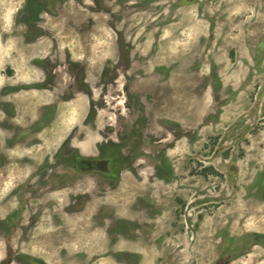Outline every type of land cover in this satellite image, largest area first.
Segmentation results:
<instances>
[{
  "label": "rangeland",
  "instance_id": "rangeland-1",
  "mask_svg": "<svg viewBox=\"0 0 264 264\" xmlns=\"http://www.w3.org/2000/svg\"><path fill=\"white\" fill-rule=\"evenodd\" d=\"M4 120L0 264H264V0H0Z\"/></svg>",
  "mask_w": 264,
  "mask_h": 264
},
{
  "label": "flooded vegetation",
  "instance_id": "flooded-vegetation-1",
  "mask_svg": "<svg viewBox=\"0 0 264 264\" xmlns=\"http://www.w3.org/2000/svg\"><path fill=\"white\" fill-rule=\"evenodd\" d=\"M37 29L41 30V28H37ZM109 91L110 93H112L113 87H110ZM47 120H50V118H48ZM0 129H3L8 132L7 137L4 138V141L0 144V166L6 167L7 165L13 162L20 163L21 162L20 160H14L13 158H11V156L8 154V150H12L13 148L20 145L22 137H27L28 135L35 137L36 132H37L36 123H34L33 126H31L29 130L27 131V130H22L20 125L16 123H9L8 120H4L0 122ZM32 142L33 144H36V139H34ZM108 146H110L109 143H108ZM106 151H109L107 146H104V148L99 146V154L97 157H94V156H88L87 154H84L83 150L79 148L72 149L70 152H68L67 155H69V157H71V160H73L74 162V164L72 165V167H74V169L72 170L73 173L69 170H65V172H68V173L71 172L72 174L65 175V182L56 184V187L57 186L63 187L64 185L66 186L69 184H74L76 182H85V180L88 178H93L95 180V184L97 185V187L104 186L107 188V187L115 186L116 178H117L116 170H114L115 167H112L114 169L111 168L112 162L110 161V158H109L110 156H112L113 152L109 151V154H108V152ZM102 157H106V160ZM23 161L29 162L27 160H23ZM47 162L48 160H46L45 163ZM22 184L23 186L21 187H24V188H32L34 185H38L39 187L43 188V187H47V185H49L50 182L48 181L37 182V181L30 180V181H25ZM89 198L90 196L82 195L77 199V201L78 202L88 201ZM41 208L42 209L39 208L36 211L38 213L37 215H41L43 213V210L45 207L41 206ZM18 214H19L18 212H14V214H12L9 217V219L14 220V218H16ZM4 264H7V263L5 262ZM35 264H46V263L43 261H40Z\"/></svg>",
  "mask_w": 264,
  "mask_h": 264
},
{
  "label": "trees",
  "instance_id": "trees-1",
  "mask_svg": "<svg viewBox=\"0 0 264 264\" xmlns=\"http://www.w3.org/2000/svg\"><path fill=\"white\" fill-rule=\"evenodd\" d=\"M254 240L255 242H264V235H260V234H255L254 235ZM223 262H218L217 264H222Z\"/></svg>",
  "mask_w": 264,
  "mask_h": 264
}]
</instances>
